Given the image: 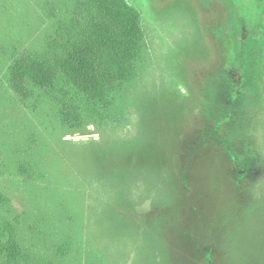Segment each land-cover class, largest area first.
<instances>
[{"label": "rangeland", "instance_id": "rangeland-1", "mask_svg": "<svg viewBox=\"0 0 264 264\" xmlns=\"http://www.w3.org/2000/svg\"><path fill=\"white\" fill-rule=\"evenodd\" d=\"M125 1L95 95L59 66L94 1L0 0V264H264V0Z\"/></svg>", "mask_w": 264, "mask_h": 264}, {"label": "trees", "instance_id": "trees-1", "mask_svg": "<svg viewBox=\"0 0 264 264\" xmlns=\"http://www.w3.org/2000/svg\"><path fill=\"white\" fill-rule=\"evenodd\" d=\"M93 1L109 25L97 24L93 32L94 42L87 47L74 48L59 66L80 91L97 95L103 82L95 60V49L112 51L118 62V77L123 79L128 64L143 42L144 30L139 10L125 0ZM111 26L118 28L119 35L111 30ZM22 66V61H16L11 70L10 86L19 95H24L27 90Z\"/></svg>", "mask_w": 264, "mask_h": 264}]
</instances>
